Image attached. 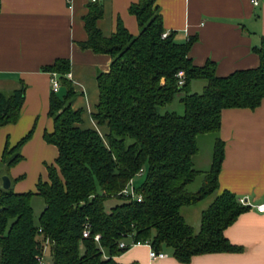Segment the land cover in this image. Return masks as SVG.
<instances>
[{"label": "trees", "instance_id": "trees-1", "mask_svg": "<svg viewBox=\"0 0 264 264\" xmlns=\"http://www.w3.org/2000/svg\"><path fill=\"white\" fill-rule=\"evenodd\" d=\"M96 3L91 1L95 9L84 18L88 38L80 45L112 57L109 70L97 74L99 99L92 113L107 130L100 135L79 126L81 112L71 107L69 60L59 58L44 67L66 88L63 97L51 90L48 114L54 129L43 135L58 154L45 165L47 178L38 179L35 192L0 188V264H39L43 251L49 264H119L115 257L129 248L119 247L121 240L150 243L156 251L169 248L181 263L204 253L242 251L224 231L250 207L229 190L218 192L224 155L219 129L223 109H254L264 98V36L255 47L257 67L218 76L215 62L198 66L189 57L195 37L184 43L176 42L173 32L161 37L166 30L156 0L130 5L137 35L118 23L110 37L95 25L101 15ZM179 70L183 85H178ZM24 96L25 85L0 91V126L17 122ZM176 96L182 114L167 108ZM207 133L215 135L212 161L200 171L193 158L198 137ZM29 137L12 148L5 146L2 161L7 166L22 158L20 147ZM141 168L147 172L136 190L141 200H130L121 190ZM199 175L201 184L193 190ZM33 195L44 202L38 215L31 205ZM209 197L195 229L182 208ZM111 198L122 201L106 210L105 201ZM85 223L90 225L87 238L82 236ZM95 234H100L99 241Z\"/></svg>", "mask_w": 264, "mask_h": 264}, {"label": "crops", "instance_id": "crops-1", "mask_svg": "<svg viewBox=\"0 0 264 264\" xmlns=\"http://www.w3.org/2000/svg\"><path fill=\"white\" fill-rule=\"evenodd\" d=\"M137 2L97 0L101 15L95 25L102 36L110 37L118 23L137 35L138 22L129 11L130 5ZM90 3L91 0H0V91L11 92L25 85L17 122L0 126V159L5 146L12 148L30 133L20 147L22 158L8 166L14 192H35L38 179L47 178L45 165L52 164L58 154L56 146L43 137L54 129L48 114L53 72L44 67L56 59H68L74 91L71 107L81 112L79 126L95 129L100 135L107 130L92 113L99 99L97 74L109 70L112 57L80 45L88 38L84 18L94 8ZM156 4L164 30L173 32L176 42L196 38L189 50L195 65L213 61L218 76L259 65L255 47L264 36V0H156ZM65 93L66 88L60 85L57 94L63 97ZM219 137L224 142V155L218 192L229 190L238 199L245 198L250 207L224 231L226 238L241 246L242 251L204 253L181 263L169 248L161 250L167 254L165 257L152 259L149 247L138 244L115 257L119 264H264V212L255 208L264 202V98L254 109H223ZM29 176L36 180L30 181L27 189L23 181Z\"/></svg>", "mask_w": 264, "mask_h": 264}, {"label": "rangeland", "instance_id": "rangeland-1", "mask_svg": "<svg viewBox=\"0 0 264 264\" xmlns=\"http://www.w3.org/2000/svg\"><path fill=\"white\" fill-rule=\"evenodd\" d=\"M167 108L169 110L175 111L179 114H182L184 111V107H183V104L179 100V96H176L174 98V100L167 106ZM214 138H215V135L213 133L202 134L198 137L199 149L193 158L194 159V167L196 169H198L200 171H205L209 168L211 161H212V151H213ZM17 152L18 151L13 152L12 154H8V156H12V155L16 154ZM28 161L30 162L29 163L30 165H33L32 159L29 158ZM43 169L44 168L42 166L41 167L42 172H43ZM41 171H40V173H41ZM146 174H147V172H146V170H144V172L141 175H135L134 176L132 185H133L135 190H137L141 186V184L143 183V181L146 178ZM3 176H7L10 179L11 184L13 183V180L11 179V177L8 173V166H7L6 162H3L2 159H0V188L2 185V177ZM45 176L46 175L43 172L42 177H45ZM36 178H37V176H36ZM35 180L36 179H34L32 181L30 176L28 178H25L23 181L24 182L23 187L27 188L29 186L30 181L34 183ZM201 181H202V175H199L195 179V181L192 183L190 188L193 190L197 189L200 186ZM27 189H30V188H27ZM211 199L212 198L209 197V198L201 201L200 203H198L195 206L182 208V214L185 216L187 221L195 229H198V227L200 225L201 211L209 205ZM121 201H122V199H120V198H111L109 200H106L105 201L106 210H109V208L112 205H115L116 203H119ZM31 205H32L34 214L38 215L44 207L43 199L38 195H33L31 198Z\"/></svg>", "mask_w": 264, "mask_h": 264}, {"label": "built area", "instance_id": "built-area-1", "mask_svg": "<svg viewBox=\"0 0 264 264\" xmlns=\"http://www.w3.org/2000/svg\"><path fill=\"white\" fill-rule=\"evenodd\" d=\"M91 1H95V0H91ZM168 35L167 31H163L161 33V37L165 38ZM177 77H178V85H183L185 82L184 79V72L182 70H179L177 72ZM51 86H52V90L57 91L60 83L58 81V78L56 76L55 73H53L52 75V79H51ZM144 172V170L141 168L136 175H141ZM133 179L130 180V182L121 190V194H123L125 197L129 198L130 200H141V195L138 194L136 192V190L134 189L133 185H132ZM238 201L242 204V205H248L247 201L245 200V198H239ZM256 210L258 212H264V202L258 204L255 206ZM82 236L87 238L90 236V225L89 223H85L84 225V229L82 232ZM94 240L95 241H99L100 240V234H95L94 235ZM138 244H145L149 247V256L150 258L154 259V258H163L165 257L167 254L164 253L163 251H156L155 249H153V247L150 245V243H135L134 241H131L129 244H127L124 240H121L118 244L119 247H132ZM43 248H47V243L46 245H44ZM46 252L43 251L42 254L40 256H38V263L39 264H49L48 260L46 259Z\"/></svg>", "mask_w": 264, "mask_h": 264}, {"label": "water", "instance_id": "water-1", "mask_svg": "<svg viewBox=\"0 0 264 264\" xmlns=\"http://www.w3.org/2000/svg\"><path fill=\"white\" fill-rule=\"evenodd\" d=\"M11 187L10 179L7 176L2 177L1 189L8 190Z\"/></svg>", "mask_w": 264, "mask_h": 264}]
</instances>
